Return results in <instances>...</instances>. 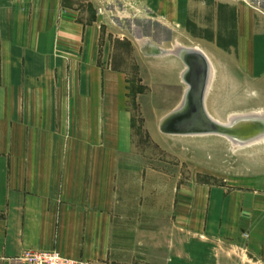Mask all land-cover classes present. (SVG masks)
<instances>
[{
  "label": "crops",
  "instance_id": "crops-1",
  "mask_svg": "<svg viewBox=\"0 0 264 264\" xmlns=\"http://www.w3.org/2000/svg\"><path fill=\"white\" fill-rule=\"evenodd\" d=\"M95 1L0 0V264H23L25 249L85 264H264V164L237 185H180L158 239L151 222L116 209L109 158L129 151L130 118L123 74L103 63ZM132 1L164 26L188 9L185 0ZM233 3L237 55L186 47L209 57L213 83L221 54L263 82L264 0ZM123 225L138 235L128 249Z\"/></svg>",
  "mask_w": 264,
  "mask_h": 264
},
{
  "label": "rangeland",
  "instance_id": "rangeland-1",
  "mask_svg": "<svg viewBox=\"0 0 264 264\" xmlns=\"http://www.w3.org/2000/svg\"><path fill=\"white\" fill-rule=\"evenodd\" d=\"M95 2L103 24V63L123 74L130 118L129 151L109 158L117 169L113 177V192L119 198L116 209L135 217L130 221L136 224L151 222L152 237L158 239L159 224L165 221L160 212L168 210L170 217L180 185H237L264 164V140L237 146L221 136L172 135L160 129L164 117L182 102L183 64L172 55L149 58L153 56L149 45L171 50L183 44L237 55L234 0H185L184 20L172 26L161 25L141 7L135 9L132 0ZM222 54L206 99L214 117L210 116L227 124L235 115L264 111V78L262 82L247 74L233 59L231 67ZM171 221L167 219L169 237L174 230ZM128 230L123 225L118 236L125 249L138 237Z\"/></svg>",
  "mask_w": 264,
  "mask_h": 264
},
{
  "label": "bare ground",
  "instance_id": "bare-ground-1",
  "mask_svg": "<svg viewBox=\"0 0 264 264\" xmlns=\"http://www.w3.org/2000/svg\"><path fill=\"white\" fill-rule=\"evenodd\" d=\"M148 50L179 57L187 66L182 80L188 88L179 107L161 121L162 132L184 136H221L237 146H249L264 140V111L235 115L227 124L210 116L206 99L214 69L209 57L201 49L179 45L171 50H159L150 44Z\"/></svg>",
  "mask_w": 264,
  "mask_h": 264
},
{
  "label": "built area",
  "instance_id": "built-area-1",
  "mask_svg": "<svg viewBox=\"0 0 264 264\" xmlns=\"http://www.w3.org/2000/svg\"><path fill=\"white\" fill-rule=\"evenodd\" d=\"M23 264H85L83 260L62 255L59 251L25 249L19 256Z\"/></svg>",
  "mask_w": 264,
  "mask_h": 264
},
{
  "label": "water",
  "instance_id": "water-1",
  "mask_svg": "<svg viewBox=\"0 0 264 264\" xmlns=\"http://www.w3.org/2000/svg\"><path fill=\"white\" fill-rule=\"evenodd\" d=\"M203 114V113H202ZM203 116L205 117V115L203 114ZM206 120V119H205Z\"/></svg>",
  "mask_w": 264,
  "mask_h": 264
}]
</instances>
